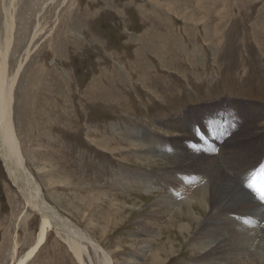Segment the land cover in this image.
Returning <instances> with one entry per match:
<instances>
[{"label": "rangeland", "instance_id": "374dc122", "mask_svg": "<svg viewBox=\"0 0 264 264\" xmlns=\"http://www.w3.org/2000/svg\"><path fill=\"white\" fill-rule=\"evenodd\" d=\"M6 23L8 73L22 63L13 125L24 167L112 264H207L206 233L254 228L239 210L228 227L199 201L179 208L191 192L182 198L175 185L246 179L243 191L264 208L254 199L258 189L264 199V0H0L1 45ZM144 134L160 137V153H143ZM37 214L0 162V264L33 244ZM258 220L249 251L218 250H231L229 264L264 257ZM54 235L27 264H76Z\"/></svg>", "mask_w": 264, "mask_h": 264}, {"label": "bare ground", "instance_id": "6f19581e", "mask_svg": "<svg viewBox=\"0 0 264 264\" xmlns=\"http://www.w3.org/2000/svg\"><path fill=\"white\" fill-rule=\"evenodd\" d=\"M168 5L169 4H167V7ZM5 31H6L5 38L3 39L4 41L2 43L3 45L0 44V162L3 163L4 172L8 175V178L11 181V185H14L16 190H18V192L21 194L24 204L30 207L36 213H38L37 215L39 216V220H40V225H39L38 231L36 232L33 244L24 252V254L21 257L17 258L15 260V263L13 264H25L26 262L30 261L31 258L36 254L37 250L40 249V247L44 244L45 239H46V234L48 231H54L55 235L60 239V241L65 244L67 251L70 252L76 264H112V261L110 260L111 256L106 251H103L97 245V243L93 242V240H91V238L89 237V235H87L85 231H82V229L77 227L71 221L65 219L62 215L60 216L57 211L52 210L51 206L48 205L46 201H44L32 175L28 173L29 171L27 172L26 168L24 167V157H22V153H21V144L20 142H18V138H17L16 131H15V126L13 125V114H14L13 91L16 85L18 73H20V70H21L22 63H18V66L13 71V73H10V74L8 73L7 59H8L9 49H10V44H11V37H12L11 34L13 32V30H11V25H9L8 23L5 24ZM165 127L168 130L170 129L168 126H165ZM174 128L175 129H171V130L175 132H179L181 134L183 133L182 130L179 129V127L175 126ZM136 134H139V133L136 132ZM150 135L148 134L143 135L144 144L145 142H148V144H145V146L142 149L143 153L145 154L146 153L147 154L160 153L161 151L160 145L153 146L152 144V142H154L155 139L160 138V137H157V136L152 137V134ZM211 172H214V171H211ZM242 178H246V176H243ZM132 180L135 185H139V187L141 186L142 181L139 180V178L137 179L132 178ZM245 180L246 179H240L239 182H235L232 180V178L224 175L219 178L218 176L217 178L212 177V179L209 182L207 181L206 178H201L200 182L197 183L195 187L193 186L197 180H194V178L190 179V181H188V183H186L185 185L181 183L179 184L176 183L175 185L177 188V191H183V194L181 195L182 198L186 196L185 194H190L191 192V194L189 195L191 196V198L187 196L186 198H184V200L182 199L183 203L180 201L181 203L178 206L179 208L183 205H186L189 207L192 205L193 202L199 201V204L202 210L204 212L210 213V215L212 216L213 222L215 221L217 222V219L223 216L224 217L223 222L227 224L229 227V224L231 222H234V220H229L228 217H230L233 212L235 213L236 210H239L240 214L245 215L247 220L248 219L251 220L252 218L251 221L252 222L254 221L255 223L254 228L252 227L253 229L251 227L240 225L242 227L241 228L242 232L237 231L236 229H233V230L228 229L227 232H225L226 230L222 229L224 231L223 232L220 230L222 234L217 232V234L213 236L211 235L212 232L209 233L207 231L208 233L205 234V238L209 236V238L211 239L207 241L206 244L202 242V244L200 245L206 248L207 251L209 252L206 254H209L213 258L212 260L208 261L207 264H221L222 258L223 260L224 259L227 260L229 258H225L226 256L229 255L228 257H233L234 254L231 252V250L218 251L219 249H221L220 247L225 246V245H228V247H236L232 245L233 243H236L237 245L239 244L237 248V254H238V250L239 251H246V250L249 251L248 250V248H250L249 246L254 243V240L256 238V237H253V235L254 236L261 235V231L258 230L259 228L256 227V224H258L257 217L259 218L258 221L264 222V208L258 207V205L254 203V200L252 201L251 198L249 199L247 192L243 191L242 189L243 184H244L243 182ZM213 188L215 189L213 190ZM212 191H214L216 195L215 197L213 196V198L208 199V196L210 197V194L212 193ZM254 199H257L258 201H261L262 204H264V199L262 198L261 189H258L256 194H254ZM161 200L167 203V205L165 204L166 206H170L171 204L169 201L171 200L170 198L161 196ZM159 208L161 210V207ZM165 214L167 215L166 211L162 213L160 217L164 218L166 216ZM190 214L191 216H193L194 221L199 220V218L195 216L194 212H191ZM236 218L238 219V217ZM241 219H243V217ZM241 219L240 221H242ZM163 220L161 219V221ZM247 220L246 222L244 220V223H247L248 222ZM262 234L264 236V232H262ZM87 249L93 252L95 256V262L91 260L90 258L91 254H89V251H87ZM259 251H261V249ZM223 254H225V257H223ZM261 255L264 256V253ZM230 259H231V263L233 264L234 263L242 264L240 263L241 261L239 259L236 260L234 258L235 262H233L232 258ZM229 261L227 264H229ZM257 261H258V263L256 262L257 264H264V257ZM200 262L201 264H203L202 260H200ZM150 264H157V260L155 256H153Z\"/></svg>", "mask_w": 264, "mask_h": 264}, {"label": "water", "instance_id": "95a60500", "mask_svg": "<svg viewBox=\"0 0 264 264\" xmlns=\"http://www.w3.org/2000/svg\"><path fill=\"white\" fill-rule=\"evenodd\" d=\"M28 262H26L25 264H27Z\"/></svg>", "mask_w": 264, "mask_h": 264}]
</instances>
